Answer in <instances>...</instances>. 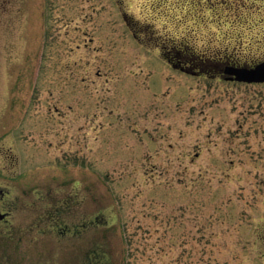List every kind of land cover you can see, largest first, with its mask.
I'll use <instances>...</instances> for the list:
<instances>
[{
  "label": "rangeland",
  "instance_id": "374dc122",
  "mask_svg": "<svg viewBox=\"0 0 264 264\" xmlns=\"http://www.w3.org/2000/svg\"><path fill=\"white\" fill-rule=\"evenodd\" d=\"M213 1L0 0V264H264V0Z\"/></svg>",
  "mask_w": 264,
  "mask_h": 264
},
{
  "label": "water",
  "instance_id": "95a60500",
  "mask_svg": "<svg viewBox=\"0 0 264 264\" xmlns=\"http://www.w3.org/2000/svg\"><path fill=\"white\" fill-rule=\"evenodd\" d=\"M223 74L227 81L246 84H262L264 83V61L253 67L228 65L224 67ZM5 217V214L0 213V220L5 219Z\"/></svg>",
  "mask_w": 264,
  "mask_h": 264
},
{
  "label": "trees",
  "instance_id": "16d2710c",
  "mask_svg": "<svg viewBox=\"0 0 264 264\" xmlns=\"http://www.w3.org/2000/svg\"><path fill=\"white\" fill-rule=\"evenodd\" d=\"M213 2V4H216V3H214V1L213 0H206V2L207 3H209V2ZM218 1H220L219 3H221V5H225V6H229V4L231 3L232 4V2H231V0H218ZM234 1V0H233ZM236 1H238V0H236ZM230 4V5H231ZM236 5L235 4H232L230 7H232L233 9L232 10H235V12H236V7H235ZM230 9V8H229ZM182 53V52H181Z\"/></svg>",
  "mask_w": 264,
  "mask_h": 264
},
{
  "label": "flooded vegetation",
  "instance_id": "af4514ba",
  "mask_svg": "<svg viewBox=\"0 0 264 264\" xmlns=\"http://www.w3.org/2000/svg\"><path fill=\"white\" fill-rule=\"evenodd\" d=\"M179 67L181 68V70H184L185 69V67L183 65H179Z\"/></svg>",
  "mask_w": 264,
  "mask_h": 264
}]
</instances>
